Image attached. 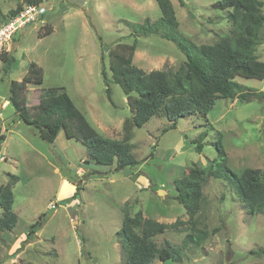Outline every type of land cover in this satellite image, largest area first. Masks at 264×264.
<instances>
[{"label":"rangeland","instance_id":"1","mask_svg":"<svg viewBox=\"0 0 264 264\" xmlns=\"http://www.w3.org/2000/svg\"><path fill=\"white\" fill-rule=\"evenodd\" d=\"M222 0H171L181 36L197 46L213 44L231 29ZM262 12L264 14V0ZM39 21L17 32L0 47V185L19 177L13 187V211L18 216L10 232L0 234V264H124L118 232L124 209L142 213L169 228L154 238L161 247L170 241L181 258L176 264H264V212L252 214L235 189L223 180L209 179L204 203L189 222L186 208L175 199V181L193 168L207 170L217 158L216 144L228 155V166L238 176L247 169L264 171V80L237 77L257 98L216 101L206 116L181 118L175 128L163 117L135 128L133 153L141 163L116 170L90 160L85 146L61 131L53 143L45 132L26 124L6 100L15 87L26 96L27 107L38 105L40 94L64 88L98 132L119 140L123 123L132 114L119 85L106 93L102 71L111 77L110 52L131 46L130 25L155 22L162 12L153 0H46ZM18 5L3 1L0 25ZM7 17V18H6ZM52 33L44 35L48 29ZM133 64L146 72L177 69L186 56L177 45L155 35L138 37ZM15 58L4 75L3 54ZM256 57L264 62V26L258 33ZM32 63L44 74L40 87L25 84ZM203 140L202 152L193 141ZM97 174H95V173ZM80 188L79 196L67 203ZM2 210L0 209V217ZM42 219V225L33 226ZM194 228L206 233L200 246H183ZM34 234H33V233ZM154 264H162L157 260Z\"/></svg>","mask_w":264,"mask_h":264},{"label":"trees","instance_id":"2","mask_svg":"<svg viewBox=\"0 0 264 264\" xmlns=\"http://www.w3.org/2000/svg\"><path fill=\"white\" fill-rule=\"evenodd\" d=\"M3 1L18 2L16 8L8 13V18L3 22L5 23L18 15L26 5H39L46 0H0V8ZM153 1L161 9V19L155 22L147 19L143 24L130 25L134 29L133 44L117 45L110 52V78L105 68L102 71L109 100L113 102L111 83L119 85L127 96L132 117L124 121L121 139L113 140L102 136L64 88L49 89L47 92L42 90L38 105L30 110L25 94L15 87L18 84L13 83L14 88L6 100L14 108L18 118L45 132L44 138L51 143L63 131L67 139L75 140L87 148L90 159L86 160L87 164L124 170L135 168L141 163L133 153L131 141L134 129L144 127L151 119L163 117L172 123L170 128H175L181 118L195 114L206 117L219 99L245 102L257 98L256 92L247 90L236 78L264 80V62L255 55L258 33L264 26L261 0L220 1V10L227 12L226 18L232 27L213 44L200 46L187 41L179 33L171 0ZM179 1L184 5V0ZM2 15L0 10V16ZM51 33L52 28L44 35ZM149 35L174 42L187 60L177 69L146 72L138 68L133 64L138 47L137 38ZM2 56L4 75L7 76L15 58L8 52ZM43 81V70L32 63L23 82L40 87ZM4 140L5 137L0 136V145ZM193 144H196L197 152H202L203 140L193 141ZM216 149L217 158L207 170L193 168L187 176L175 181L179 191L175 199L186 208L189 222L195 224V216L204 203V185L209 179L228 182L252 214L263 213L264 171L247 168L238 176L229 168L228 155L223 146L217 143ZM18 182V176L10 175L9 182L0 185V234L12 231L18 222V216L13 211V187ZM80 190L77 188L74 196L63 203L76 199ZM182 224L185 223L176 221L172 225H165L146 218L140 212L132 215L126 207L122 227L117 233L124 251V264H154L157 260L163 262L170 257L175 262L181 261L179 255L171 251L170 241L165 240V244L160 247L154 238L164 234L169 228ZM41 225L42 219L33 228ZM194 231L195 234L186 236L183 246L190 243L201 245L206 233L197 228Z\"/></svg>","mask_w":264,"mask_h":264},{"label":"built area","instance_id":"3","mask_svg":"<svg viewBox=\"0 0 264 264\" xmlns=\"http://www.w3.org/2000/svg\"><path fill=\"white\" fill-rule=\"evenodd\" d=\"M45 13L46 8L44 4L26 5L18 15L8 22L2 23L0 25V47L3 46L5 42L11 40L17 32L43 18Z\"/></svg>","mask_w":264,"mask_h":264},{"label":"water","instance_id":"4","mask_svg":"<svg viewBox=\"0 0 264 264\" xmlns=\"http://www.w3.org/2000/svg\"><path fill=\"white\" fill-rule=\"evenodd\" d=\"M162 264H176L175 260L170 257L162 262Z\"/></svg>","mask_w":264,"mask_h":264}]
</instances>
